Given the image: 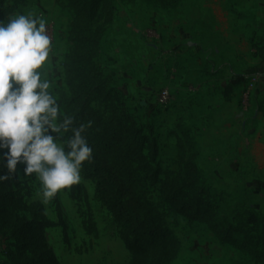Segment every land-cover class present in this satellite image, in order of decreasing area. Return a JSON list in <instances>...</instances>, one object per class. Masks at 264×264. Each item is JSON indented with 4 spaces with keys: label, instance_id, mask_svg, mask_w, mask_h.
Masks as SVG:
<instances>
[{
    "label": "rangeland",
    "instance_id": "374dc122",
    "mask_svg": "<svg viewBox=\"0 0 264 264\" xmlns=\"http://www.w3.org/2000/svg\"><path fill=\"white\" fill-rule=\"evenodd\" d=\"M96 2L92 21L100 34L96 52L100 78L88 89L91 108L105 120L117 110L123 112L133 118L137 129L143 127L145 135L151 128L162 179L183 193L184 201L208 210L206 220L189 219L167 204L156 186L147 184V198L177 242V254L170 264H254L239 244L248 211L259 214L264 230V148L240 146L237 117L231 106L221 104L220 86L212 94L201 93L208 76L221 85L229 66L240 79L245 66L252 65V56L247 64L238 56L242 37L254 40L255 54L264 62V29L258 36L253 30L257 19L261 20L256 11L264 0ZM69 7V0H0V21L7 23L18 14L32 13L53 24V50L43 71L53 82L51 91L56 98L68 96L64 61L72 15ZM243 85L239 95L247 99L239 110L244 108L247 114L248 97L253 98L254 91L247 93L246 81ZM162 89L170 93L165 107L155 103ZM207 109L211 111L208 117ZM260 113L264 119V107ZM250 116L247 128L251 129ZM70 135L65 134L64 140ZM7 152L0 149V159ZM187 164L194 167L190 176ZM25 167L18 163L16 172L0 184V215L31 223L33 217L21 205L39 203L54 223L44 231V241L59 264L130 262L119 229L96 193L97 179L86 178L82 168L79 184L45 201L35 174L26 176ZM220 231L228 242L220 240ZM13 244L12 232L0 221V262Z\"/></svg>",
    "mask_w": 264,
    "mask_h": 264
},
{
    "label": "trees",
    "instance_id": "16d2710c",
    "mask_svg": "<svg viewBox=\"0 0 264 264\" xmlns=\"http://www.w3.org/2000/svg\"><path fill=\"white\" fill-rule=\"evenodd\" d=\"M69 1L72 15L64 61L68 96L59 94L57 97L60 114L72 117L74 127L85 126L84 136L93 154L82 168L86 178L98 181L96 193L119 229V238L130 255L128 264H170L177 254V242L147 198V184L156 186L161 198L189 219L206 220L208 210L184 201L183 193L170 188L162 179L151 128L149 135H145L143 127L137 129L131 116L117 110L114 117L105 120L91 108L88 89L100 78L96 63L99 30L92 21L97 7L92 4L98 0ZM230 86L225 91L232 89ZM95 90L102 92L101 89ZM186 170L190 176L193 165L187 164ZM5 174L6 168L0 165V175ZM189 185L195 187L191 181ZM185 196L189 194L185 193ZM21 209L33 217V222L18 218L9 221L0 215L2 227L12 232L14 241L12 251H4L5 259L0 264H59L44 241V231L52 228L54 223L46 218L37 202L22 204ZM56 210L59 213L58 204ZM245 215L244 236L239 248L254 264H264V230L259 214L250 210ZM219 234L221 241H229L222 231Z\"/></svg>",
    "mask_w": 264,
    "mask_h": 264
},
{
    "label": "clouds",
    "instance_id": "9594fccd",
    "mask_svg": "<svg viewBox=\"0 0 264 264\" xmlns=\"http://www.w3.org/2000/svg\"><path fill=\"white\" fill-rule=\"evenodd\" d=\"M52 50L42 18L29 13L0 21V149H8L0 159L7 169L0 182L23 163L26 176L35 174L45 201L79 184L82 166L93 154L85 126L74 127L72 117L61 116L53 82L43 71Z\"/></svg>",
    "mask_w": 264,
    "mask_h": 264
},
{
    "label": "crops",
    "instance_id": "0c3cea01",
    "mask_svg": "<svg viewBox=\"0 0 264 264\" xmlns=\"http://www.w3.org/2000/svg\"><path fill=\"white\" fill-rule=\"evenodd\" d=\"M256 13H259L261 20L257 19L256 25H254V32L258 36V32H261L264 29V6L259 9V12L256 11ZM255 18H259L255 16ZM263 28V29H262ZM264 38V37H262ZM242 48H240V53L238 51V55L240 58L243 57V61L246 62V64L249 61V55L252 56V62L251 66L249 68H245L241 71L240 75L242 76L240 79H238V75L235 74L233 71V68L230 66L228 69L224 70L223 78L221 79V85H216L214 80L210 78H206V82L202 86L201 94H212L213 89L221 88L222 92V99L221 104L222 105H229L231 106L235 111V116L237 117V126H238V136H241L242 141L240 143V146L242 148L246 146L251 147H262L264 148V119H262V114L260 113L259 108L263 107V100H264V62H262L260 55H256V44L254 40H245L242 37L241 40ZM264 57V55L262 54ZM261 56V57H262ZM195 59V58H194ZM200 68V67H199ZM249 80V81H247ZM246 81V89L247 93L254 91L253 98L250 95L248 97L249 102V111L250 113H245L246 109L243 108V110H239V107L244 104L245 99H247V96L240 97L239 91L241 88L245 87L243 85V82ZM231 85L230 87L232 89H228L225 91V88ZM205 89H209V91H206ZM247 95V94H246ZM227 101H224L226 100ZM241 100V101H239ZM241 102V103H240ZM216 106V105H213ZM211 111L207 109V117L210 116ZM252 114V116H250ZM253 117L252 120L254 121V127L253 128H247V120L248 118ZM255 151V150H254ZM239 152V151H238Z\"/></svg>",
    "mask_w": 264,
    "mask_h": 264
},
{
    "label": "built area",
    "instance_id": "2783aa9c",
    "mask_svg": "<svg viewBox=\"0 0 264 264\" xmlns=\"http://www.w3.org/2000/svg\"><path fill=\"white\" fill-rule=\"evenodd\" d=\"M46 26H47L48 34L53 41V34H54L53 24L47 23ZM169 101H170V93L167 89H162L155 98V103L160 107H165L166 105H168Z\"/></svg>",
    "mask_w": 264,
    "mask_h": 264
}]
</instances>
